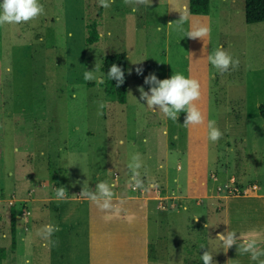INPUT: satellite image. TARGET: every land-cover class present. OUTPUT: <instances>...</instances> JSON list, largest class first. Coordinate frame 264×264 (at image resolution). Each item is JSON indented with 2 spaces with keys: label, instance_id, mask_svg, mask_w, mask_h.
<instances>
[{
  "label": "rangeland",
  "instance_id": "374dc122",
  "mask_svg": "<svg viewBox=\"0 0 264 264\" xmlns=\"http://www.w3.org/2000/svg\"><path fill=\"white\" fill-rule=\"evenodd\" d=\"M40 3L45 15L28 23L0 26V221L5 214L7 224L0 249L12 253L10 227L15 226L14 214L21 211L22 203L3 201L11 194L26 197L30 210L39 205L37 209L47 211L51 219L46 222L43 217L30 216L25 242L14 237V261L8 256L0 258V264H24L25 259L31 264H80L65 256L68 251L75 252L78 244L82 248L78 236L82 222L72 225L70 217L64 216L58 243L49 247L44 246L47 242L42 238L32 235L31 227L39 230L46 223H57L55 215L84 211L82 189L92 191V185L96 189L101 181L110 183L112 171L119 168L113 152L118 138L145 137L143 145L150 158L144 166L150 175L151 167L162 158L161 128L153 126L161 123L162 113L147 107L138 88L149 90L144 78L150 73L164 79L169 28L166 0H151L145 9L138 6L136 12L124 0H115L109 9L101 7L99 0ZM242 3L209 0L208 55L222 47L239 59L238 68L226 73L209 63L208 120H215L223 133L217 142L208 139L210 198L186 201L184 208L166 211L181 217L172 220L176 229L183 228L185 219L190 222L186 229L192 235L187 239L196 246L191 264H203L201 255L208 250L215 264H220V242L215 239L221 233L222 220L218 186L228 185L230 192L226 194H237L238 189L233 188L241 181L264 185V118L257 111V105L264 102L263 23H246ZM171 14L176 46L181 57L189 52L190 58L194 39L185 36L190 31L188 11L178 2ZM185 16L183 31H178L176 21ZM89 23L95 24L98 34L92 44L84 40ZM197 26V20L192 22V28ZM114 53L123 54L115 64L124 70L125 82L117 87L114 80L112 96L106 93L104 59ZM95 65H100L102 83L84 80V72L94 70ZM137 68L143 69L139 75ZM60 186L66 188L67 198L44 199L56 197L55 189ZM52 240L56 241L54 237ZM170 262L179 264L176 259Z\"/></svg>",
  "mask_w": 264,
  "mask_h": 264
},
{
  "label": "crops",
  "instance_id": "0c3cea01",
  "mask_svg": "<svg viewBox=\"0 0 264 264\" xmlns=\"http://www.w3.org/2000/svg\"><path fill=\"white\" fill-rule=\"evenodd\" d=\"M187 1H178L184 10L187 9ZM223 1L220 0V2ZM178 2L177 0H166L167 24L172 23V9ZM209 13L210 9L207 14L188 13L190 31L193 29L192 22L195 20L198 21V26H209ZM174 30L175 28H172L171 24L166 38L164 79L170 78L172 74H182V71H186L183 73L185 77L195 78L200 82L201 99L197 105L205 115V124L196 127L185 126V112L179 114L176 122L165 118L162 114L161 123L153 125L154 127L158 125L161 128L162 158L151 167V175L146 172V164L144 166V161L150 158L143 145L145 137L142 135L135 137L132 134L133 136L129 135V138L126 135L118 138L113 152L115 154L114 162L119 165V168L113 170L112 166L108 167L113 170L112 180L109 183L114 185L112 208L102 209L97 203L81 196L80 198L86 201V207H83L82 213L53 216L57 221L55 225H58L59 229L65 220L64 216L66 219L70 217L72 225L79 226L82 222L81 228L78 229V236L83 245L81 248L77 243L75 252L68 251L65 258L69 261H79L80 264H172L170 261L176 259L179 264H187V261L191 264V259H195L196 246L191 244L190 239H187L192 235L191 231L186 229L190 224L188 218L183 221V228L176 229L172 220L181 217L166 214V211L184 208L186 201L198 202L210 198L208 130L206 127L210 85L209 62L207 61L208 37L203 40L194 39L192 57L189 58V52L181 57L178 46H176V38L173 37ZM178 57H180V61ZM133 133L139 132L134 131ZM136 153L140 154L143 164L140 171L144 180V192L141 195L136 191L132 192L128 186V179L131 176L128 165ZM177 177H179L178 184L175 183ZM91 189L95 191V185H92ZM237 189V194L222 193L221 195V233L234 231L238 236L237 245H239L240 241L246 238L249 233L257 232L261 234V247H264V185L253 180L241 181L237 184ZM31 191L33 189L28 193ZM32 199L39 201L42 197H33ZM44 199L58 200L56 197ZM159 199L166 203L173 202L176 206L160 210L157 206ZM5 200L6 202L11 201V203H22L20 214H14L15 226L10 227V238L13 228L14 237L25 242L27 236L24 232L28 228L27 223L30 216L43 217L46 222L48 218L51 219L46 214L47 211L42 212L37 209L39 205L30 210L26 205L28 201L26 197L11 194L10 197L3 199V201ZM0 208L3 209V207ZM23 210H27L28 213L22 215ZM3 216L4 219L0 221V237L7 231L6 216L5 214ZM17 219H21L22 222H18ZM31 230L32 235L35 236L37 228L32 226L30 232ZM57 236L58 232L54 233L53 237L56 241L58 240ZM183 239L188 241L185 242ZM218 245L220 264H259L258 260L251 259L250 254H241L235 245L226 252L220 243ZM15 247L14 240L13 246L11 245L13 249L11 254L7 249H0V258L5 260L10 256L14 261V250H17ZM73 256L74 258H72Z\"/></svg>",
  "mask_w": 264,
  "mask_h": 264
},
{
  "label": "clouds",
  "instance_id": "9594fccd",
  "mask_svg": "<svg viewBox=\"0 0 264 264\" xmlns=\"http://www.w3.org/2000/svg\"><path fill=\"white\" fill-rule=\"evenodd\" d=\"M115 0H99V5L104 9H109ZM126 5L131 6V10L136 12L138 6H146L151 4V0H124ZM46 14L45 7L40 3V0H2L0 3V26L5 25H18L22 23H28L36 20L39 17ZM187 19V17H180L177 20V30L183 31L181 25ZM169 23L168 26H171ZM211 34V28L209 26L200 25L194 27L191 31H188L185 36L193 39L203 40L209 37ZM207 61L221 73H226L230 69L235 70L239 66V59L234 58L231 54L223 50L222 47H217L211 54L207 56ZM141 62V61H140ZM140 62L134 63L139 64ZM100 65H95V69L92 71L84 72V80L88 82L98 81L103 82V73H99ZM142 68H137V74H141ZM99 73V74H98ZM109 80H115L116 86L119 87L125 82L124 70L112 64L107 72ZM144 84L149 85V90L146 92L143 87L138 88L140 92V99L146 101L148 108L152 110L159 109L163 116L174 122L177 121L181 112L186 113L184 120L185 126H200L205 124V115L201 108L198 107L197 102L201 99V84L195 78L185 77L181 73L172 74L170 78L158 79L154 73H150L144 78ZM134 98V97H133ZM135 99V98H134ZM104 107L103 104L100 105ZM207 136L212 142H217L223 133L216 126L215 120L207 121ZM143 166L142 158L139 153H136L131 158V163L128 167L131 170V176L128 181V186L136 191L144 187V180L141 177L140 168ZM175 183H179V177L176 178ZM114 185H110L107 181H101L96 185L95 191L88 189H82L81 196L89 199L90 201L97 203L102 209L112 208V200L114 192L112 188ZM56 198L63 200L68 195V192L64 186H60L55 189ZM60 231L59 226L48 223L43 225L36 233L47 243L45 247L53 246L58 241H53L52 237L54 233ZM220 242V245L225 252L232 246H237L241 254H250V257L254 261H259V264H264V247H261V234L257 232H251L246 238L240 241L237 245L238 236L234 231H226L219 233L216 238ZM201 248H205L201 245ZM203 264H215L214 255L210 251H204L201 255ZM24 264H31L29 259L24 260Z\"/></svg>",
  "mask_w": 264,
  "mask_h": 264
},
{
  "label": "trees",
  "instance_id": "16d2710c",
  "mask_svg": "<svg viewBox=\"0 0 264 264\" xmlns=\"http://www.w3.org/2000/svg\"><path fill=\"white\" fill-rule=\"evenodd\" d=\"M243 17L244 21L248 24H254L258 22L263 23V35H264V0H243ZM187 11L190 14H207L209 11V0H188L187 1ZM95 24L89 23L86 26V36L84 38L87 44H92L98 38V34L95 30ZM122 53H114L107 55L104 59V75L107 78L106 84L107 89L106 93L114 95V80H109L107 72L112 64H115L116 60L122 59ZM111 81H112V90H111ZM258 114L264 118V102L257 105ZM14 244V230L11 231V245Z\"/></svg>",
  "mask_w": 264,
  "mask_h": 264
},
{
  "label": "built area",
  "instance_id": "2783aa9c",
  "mask_svg": "<svg viewBox=\"0 0 264 264\" xmlns=\"http://www.w3.org/2000/svg\"><path fill=\"white\" fill-rule=\"evenodd\" d=\"M211 178L213 179V180H216L215 179V176L214 175H211ZM234 183V181L232 182V183H229V184H233ZM235 191H237V188L236 187H234L233 188ZM132 190V189H131ZM218 191L222 194H226V193H229L230 192V187L228 186V185H222L221 187H219L218 186ZM136 192H138L139 193V195H141L143 192H144V190H143V188H141V189H138V190H136ZM233 193V192H232ZM9 203H11V201H9ZM157 206H158V208L160 209V210H165V209H170V208H172V207H174V206H176L175 205V203H173V202H170V203H166V202H164L162 199H159V201H158V204H157ZM28 212H27V210H23L22 211V215H26Z\"/></svg>",
  "mask_w": 264,
  "mask_h": 264
}]
</instances>
